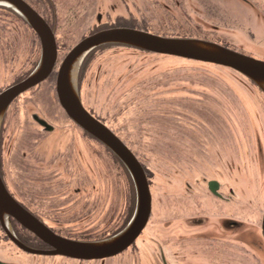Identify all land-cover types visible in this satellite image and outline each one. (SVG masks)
<instances>
[{
	"label": "flooded vegetation",
	"instance_id": "flooded-vegetation-1",
	"mask_svg": "<svg viewBox=\"0 0 264 264\" xmlns=\"http://www.w3.org/2000/svg\"><path fill=\"white\" fill-rule=\"evenodd\" d=\"M23 1L43 19L51 30L56 44L57 58L52 72L46 79L20 93L8 104L0 121V146L3 124L13 104L26 94L40 89L49 82V85L54 87L61 116H66L68 121L83 134V138L89 145L99 146L103 154L107 156L108 162L104 164V176L100 175V181H98L95 168L96 153L86 151L82 153L78 150L76 140H71L67 144H64L62 140L63 149L54 154L60 153V156L50 160L33 154L31 148L21 152L15 151L14 166L11 169V174H9L12 183L5 179L1 167L0 180L10 199L45 229L51 237L76 244H93L110 240L124 232L132 222L137 208L135 183L123 162L106 145L75 124L62 109L56 93V77L64 58L78 43L98 32L110 29H130L165 39L204 41L264 62V58L255 56L241 46L231 43L229 37L224 38L232 30L240 32L241 35L247 32L246 36L249 37L248 39L251 42L264 43V35H259L260 33L253 29V26H264L259 22L262 20L264 23V0H236L245 8L238 14L230 12L224 6H219L216 0ZM195 17L199 18L200 21L195 20ZM194 31H200V37H193ZM214 36L219 38L211 41L209 37ZM32 40L38 44L39 56L37 53L35 54L37 56L33 59L32 50L29 55L25 54L20 78L1 89L0 95L26 80L38 67L42 55L41 40L37 33L15 10L0 6V65L2 68L7 67L10 69L23 57L21 53H28ZM26 41L30 46L23 45ZM234 41L236 42V40ZM115 47L128 48L158 57L196 62L180 57L156 54L128 45L111 44L90 52L84 58L83 63L85 61L91 62L96 54ZM207 65L235 73L245 80L253 90H258L264 97V90L242 73L223 66ZM78 74L79 83L83 78L82 67ZM78 96L83 108L105 126L136 158L144 171L150 191L148 168L141 156L142 152L135 149V147L141 146L140 143L146 141L156 142L157 139H145L147 134H141V130H136L135 136L137 138L135 140L137 142H134L131 136L127 138V134L119 133L88 109L79 91ZM155 119L158 120L159 118ZM31 120L39 131L45 134L42 136L43 138H52V135L56 133L55 127L38 114H33ZM168 121L170 122V120ZM247 124H250V122L248 121ZM262 125L264 126V120H262ZM223 127L226 131V125ZM206 129L212 134L215 132L204 122V131ZM171 131L178 132V135L182 133L181 127L176 123H173ZM204 131H202L203 138ZM42 137L38 138L36 143L41 141ZM212 137L216 139L213 135H209L208 139ZM229 137L221 136L217 139ZM254 139L256 140L254 144L255 156L257 153L259 158L256 156L254 160L249 162L246 155V165H248L246 168L254 172L252 177L249 176L250 181L244 182L241 177L242 181L235 183V187H228L223 175L219 172L216 173L218 170L204 167V176L194 180L193 183L183 182L182 196L178 194L171 195L167 202L168 205L165 207L166 213L169 210L172 212L171 216H168L170 225L185 224L188 216L193 215L195 206L201 201L199 197L195 196V192L200 186H203L204 210L199 213L204 218L226 217L241 220L240 222L230 223L228 228H225L223 223L220 224L221 227L217 224L220 232L215 233L224 234L225 230L230 232L229 228H239L238 232L236 231L235 235L231 236L236 239L235 241L230 242L224 240L223 237L221 240H217L216 237L208 235L195 239L190 237L191 235L188 236L186 226L188 223L192 224L190 218V222L180 226L178 235L177 231H172V235L167 237L163 234L164 232L160 233L157 228L156 231L154 230V236L145 242L139 243L138 246V240L143 239L150 221L154 217L151 198V211L148 221L126 249L111 257L83 260L58 253L57 249L42 240L18 219L6 213V211H0V264H16L6 258L8 255L10 256L11 252L14 255L18 252L35 259L57 260L58 262L48 261L44 264H108L109 261L122 256L128 251L131 252V260L118 264H193L190 261L196 255L201 256L204 261L206 260V263L203 264H221L225 260L221 263L219 261L224 257H226V264H264V232L262 229L264 195L261 203H254L250 199L242 198L244 193H250L251 187L256 189L257 182L259 183L260 178L264 177V161L262 160L264 149L261 147L259 137L254 136ZM192 140V135H190V140L188 136L183 135L180 142L186 143ZM226 142H232V139H227ZM186 151H184L185 157L187 153L189 154V151L187 153ZM175 154H177L176 151ZM233 156L236 159L237 157H243L240 150L235 152ZM85 159H93L94 162H89L90 166ZM117 181L120 182V188H115L118 185L113 184ZM241 184L243 189H241ZM169 186L172 187L173 185ZM235 190H239L241 194L238 195ZM258 213H260V218L255 216ZM190 224L188 228H191ZM249 225L255 226V229H250ZM157 226H162V223L157 222ZM174 228L172 230H176ZM225 234L227 233L225 232ZM17 243L30 250V252L19 247ZM236 245L247 248L246 252L240 250L242 248L236 247ZM248 250H251V253ZM177 259L180 261L182 259L184 262H175Z\"/></svg>",
	"mask_w": 264,
	"mask_h": 264
},
{
	"label": "rangeland",
	"instance_id": "rangeland-1",
	"mask_svg": "<svg viewBox=\"0 0 264 264\" xmlns=\"http://www.w3.org/2000/svg\"><path fill=\"white\" fill-rule=\"evenodd\" d=\"M216 2L232 13L238 14L245 9L236 0H216ZM195 20L200 21L196 17ZM259 22L264 24L262 20ZM253 29L257 30L259 35H264V26H253ZM246 33L241 35L240 32L230 30L224 38L229 37L231 43L241 46L255 56L264 58V43L251 42ZM200 35V31L193 32V37H200ZM218 38V36L209 37L211 41ZM26 42L23 43L24 46L29 45ZM37 45L32 40L28 53H21L23 57L10 69L2 68L0 65V90L20 78L25 54L29 55L32 50L33 59L37 56L35 54L38 53L39 56L40 50H37ZM83 61L78 70L79 73L82 67L83 78L78 83L79 74H77L76 87L87 108L119 133L127 134V138L131 136L134 142H137L136 130H141V134H147L145 139L155 138L160 141H156L157 143L146 141L140 143L141 146L135 147L142 152L141 156L148 168L152 209H154V217L143 239L138 240V246L139 243L154 236L153 233L157 228L167 237L172 235V231H177V235L180 233V226L184 223L170 225L168 216H171L172 212L169 210L166 213L165 207L171 195L182 196L183 182L193 183L194 180L204 176V167L218 170L216 173L223 175L228 187H235V183L242 181L241 177L244 182L250 181L249 176L252 177L254 172L246 168L248 166L246 155L249 162L256 156L259 158L257 153L255 156L254 136L259 137L261 147L264 149V126L262 125L264 97L258 90H253L245 80L219 67L176 58L158 57L122 47L109 48L100 52L91 62L88 60L89 62L83 63ZM59 110L54 87L49 85V82L40 89L23 96L10 108L3 124L0 146V167L9 183H12L9 174L14 166L15 151L21 152L31 148L33 154L50 160L60 156V153L54 154L63 149L62 140L64 144L76 140L78 150L82 153L83 151L95 152L96 177L100 181V175L104 176V164L108 162L107 156L103 154L99 146L89 145L83 138V134L68 121L65 115V117L61 116ZM33 114H38L55 127L56 133L52 135V138L42 137L45 134L40 132L31 120ZM248 121L250 124H247ZM204 122L210 126V129L215 130L214 134L208 129L204 131ZM173 123L181 127L182 133L178 135V132L171 131ZM224 125H226V131ZM202 131H204V138ZM183 135L188 136L189 140L192 135L193 140L182 143L180 140ZM209 135L215 136L216 139L213 137L208 139ZM221 136L230 137L217 139ZM40 137H42L41 141L36 143ZM227 139H232V142H226ZM185 150L189 151V154L186 151V157ZM239 150L243 157L236 159L233 154ZM262 160L264 161L263 155ZM85 161L88 165H90L89 162H94L93 159H85ZM260 179L256 189L251 187L250 193H244L242 198L250 199L254 203L262 202L264 177ZM119 183V181L113 183L118 185L115 188H120ZM241 189H243L242 184ZM235 191L238 195L241 194L239 190ZM195 196L201 201L195 206L193 215L188 216L186 220V223L190 222V218L192 220V224L188 223L191 228L186 226L188 236L191 235L190 237L195 239L208 235L216 237L217 240L223 237L224 240L235 241L236 239L231 236L235 235L239 228H229L230 232L225 230L227 234L215 232H220L218 225L221 227V223L228 228L230 223L241 220L226 217L204 218L199 213L204 210L203 186L199 187ZM255 216L260 218V213ZM157 222H161L162 226L158 227ZM248 227L255 229L252 225ZM238 246L242 248L240 250L246 252L247 248L236 245ZM248 252L251 253V250ZM130 254L131 252L128 251L109 261L108 264L128 262L131 260ZM239 257L241 258L240 254ZM6 258L16 264H44L54 261L35 259L18 252L15 255L11 252ZM181 261L184 262L182 259ZM181 261L177 259L175 262ZM205 261L201 256L196 255L190 262L203 264L206 263ZM219 262L226 264V257ZM54 263H58L57 260Z\"/></svg>",
	"mask_w": 264,
	"mask_h": 264
},
{
	"label": "water",
	"instance_id": "water-1",
	"mask_svg": "<svg viewBox=\"0 0 264 264\" xmlns=\"http://www.w3.org/2000/svg\"><path fill=\"white\" fill-rule=\"evenodd\" d=\"M0 6L15 10L37 33L41 40L42 55L38 67L23 82L0 95V121L10 101L20 93L46 79L52 72L56 58L54 36L43 21L23 0H0ZM111 44L136 47L156 54L180 57L196 62L213 64L236 70L253 80L264 90V62L252 59L224 47L198 40L165 39L130 29H110L98 32L71 49L64 58L56 77L58 101L68 117L86 132L106 145L126 166L136 187L137 208L129 227L120 235L100 243L76 244L56 239L24 213L7 195L0 180V211L12 215L31 229L58 253L83 260L114 256L126 249L146 225L151 211V195L143 169L130 151L82 106L76 87L77 74L84 58L93 50ZM74 79L70 78L71 71ZM262 229L264 232V218ZM19 247L25 249L17 243Z\"/></svg>",
	"mask_w": 264,
	"mask_h": 264
},
{
	"label": "bare ground",
	"instance_id": "bare-ground-1",
	"mask_svg": "<svg viewBox=\"0 0 264 264\" xmlns=\"http://www.w3.org/2000/svg\"><path fill=\"white\" fill-rule=\"evenodd\" d=\"M71 77V79H72V81H73V79H74V72H73V70L71 71V75H70Z\"/></svg>",
	"mask_w": 264,
	"mask_h": 264
}]
</instances>
